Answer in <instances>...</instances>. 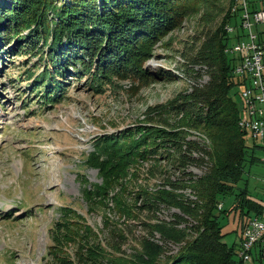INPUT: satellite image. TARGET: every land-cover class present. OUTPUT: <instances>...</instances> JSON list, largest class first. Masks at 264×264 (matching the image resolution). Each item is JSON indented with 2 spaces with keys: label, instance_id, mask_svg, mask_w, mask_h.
<instances>
[{
  "label": "rangeland",
  "instance_id": "rangeland-1",
  "mask_svg": "<svg viewBox=\"0 0 264 264\" xmlns=\"http://www.w3.org/2000/svg\"><path fill=\"white\" fill-rule=\"evenodd\" d=\"M186 5L191 10L159 38L141 78L114 77L104 92H96L69 67L60 77L65 97L50 106L30 90L31 79H24L33 63L44 66L39 55L13 54V43L0 49V264L166 260L197 235L194 216L157 194L171 192L187 204L198 200L192 185L203 169L191 167L192 179L181 181L173 158L179 136L173 133L186 132L208 144L211 140L207 132L188 127L173 104L196 82L209 79L205 64L193 66L191 52L221 26L231 0H191ZM235 98L241 100L239 92ZM102 136L117 142L121 163L127 159L126 170L111 183L92 157ZM254 141L247 133V143ZM144 150L148 152L140 154ZM256 154L263 157L264 148L256 147ZM263 159L248 160L237 182L239 187L248 184L258 198L264 196ZM168 179L183 185L175 189ZM101 186L104 195L89 194ZM234 196L224 197L218 207L226 209L220 215L222 238L229 245L236 242L239 250L242 211L233 207ZM146 198L151 199L150 210L140 208ZM175 229L182 232L178 240L163 234ZM235 258L240 261L239 252ZM258 263L253 250L242 264Z\"/></svg>",
  "mask_w": 264,
  "mask_h": 264
},
{
  "label": "trees",
  "instance_id": "trees-1",
  "mask_svg": "<svg viewBox=\"0 0 264 264\" xmlns=\"http://www.w3.org/2000/svg\"><path fill=\"white\" fill-rule=\"evenodd\" d=\"M190 2L0 0V49L13 43V54L32 51V54L39 55L44 66L33 63L32 67L25 70L24 79H31L30 90L40 93L44 103L50 106L65 97L66 84L61 82L60 77L69 67L73 68L74 76L86 77L88 87L96 92H104L106 83L113 82L114 77L141 78L145 74L143 63L151 58L159 38L180 24L186 12L191 10L186 5ZM234 2L231 0L221 26L200 45H194L191 52L193 66L205 64L209 79L196 82L189 92L181 94L173 104V109L184 117L188 127L207 132L211 140L208 144L188 138L186 132L173 133L179 136L174 140L173 158L178 170H181V181L185 182L187 177L192 179L191 167L203 169V174L192 185L198 200L187 204L174 193L157 194V198L170 200L194 216L198 221L195 229L197 235L180 252L166 260L151 259L136 264L244 262L243 258L240 261L235 258L236 242L229 245L222 238L225 232L220 215L226 209L218 207L224 197L234 193L233 207H241L242 228L250 214L258 215L263 208V203L250 197L248 184L243 187L237 184L243 178L247 161L254 163L261 156L256 154L255 141L253 145L247 143L248 131L239 124L241 113L235 96L240 78L234 73L236 57L229 55L226 49L231 36L225 28L229 21L238 23L237 15L231 9ZM250 2L252 8L257 7L256 0ZM162 121L166 122L165 119ZM111 136L97 138L92 154L109 183L115 179V175L126 170L127 162L125 158L123 166L118 160L119 147L117 142L111 140ZM147 152L144 150L140 154ZM109 177L112 178L110 181ZM177 181L168 179L167 185L169 183L177 189L183 185ZM102 191L104 195L106 190L102 186L95 191L88 190L89 194L96 196ZM149 201L151 199L146 198L140 208L150 210L152 203L149 204ZM150 227L155 229L152 225ZM173 232L163 234L168 239L181 238V231L175 229ZM256 258L258 264H264V252H256Z\"/></svg>",
  "mask_w": 264,
  "mask_h": 264
},
{
  "label": "built area",
  "instance_id": "built-area-1",
  "mask_svg": "<svg viewBox=\"0 0 264 264\" xmlns=\"http://www.w3.org/2000/svg\"><path fill=\"white\" fill-rule=\"evenodd\" d=\"M231 9L238 23L226 25L233 39L227 48L236 57L234 73L240 78L239 124L264 144V43L258 28L264 23V8H252L250 0H235ZM261 210L258 215L250 214L241 227L240 249L236 251L244 260L252 256L253 250L264 252V205Z\"/></svg>",
  "mask_w": 264,
  "mask_h": 264
},
{
  "label": "crops",
  "instance_id": "crops-1",
  "mask_svg": "<svg viewBox=\"0 0 264 264\" xmlns=\"http://www.w3.org/2000/svg\"><path fill=\"white\" fill-rule=\"evenodd\" d=\"M256 2H257V8H264V0H256ZM258 28H259V32H262V33H260V35H261V38H262V40H263V43H264V23H263V25H258ZM256 143V147H258V146H261V147H263L264 148V144H263V142H259V141H256L255 142ZM264 157V156H263ZM262 156H261V158H263ZM260 159V158H259ZM264 160V159H263ZM250 197L251 198H253V199H255L256 201H258V202H261V203H263V205H264V196H260V198H258V197H254V196H252L251 195V193H250Z\"/></svg>",
  "mask_w": 264,
  "mask_h": 264
}]
</instances>
